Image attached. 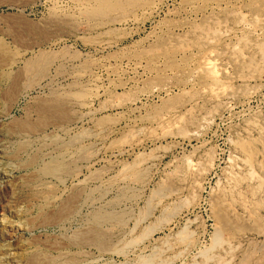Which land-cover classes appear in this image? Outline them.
I'll list each match as a JSON object with an SVG mask.
<instances>
[{
	"label": "rangeland",
	"instance_id": "1",
	"mask_svg": "<svg viewBox=\"0 0 264 264\" xmlns=\"http://www.w3.org/2000/svg\"><path fill=\"white\" fill-rule=\"evenodd\" d=\"M115 4L0 0V264H141L114 250L149 205L154 264H264V0ZM112 206L127 226L76 240Z\"/></svg>",
	"mask_w": 264,
	"mask_h": 264
},
{
	"label": "bare ground",
	"instance_id": "2",
	"mask_svg": "<svg viewBox=\"0 0 264 264\" xmlns=\"http://www.w3.org/2000/svg\"><path fill=\"white\" fill-rule=\"evenodd\" d=\"M121 0H96V2H97V4H98V6H105V7H113L114 5H116L115 3L116 2H120ZM12 17V16H11ZM20 17V16H19ZM13 18V17H12ZM18 18V17H17ZM24 18V17H23ZM28 19V18H27ZM14 21H16V20H14ZM20 21V20H19ZM22 21H24V20H22ZM26 21V20H25ZM29 21V20H28ZM31 22V21H30ZM18 23V22H17ZM20 23V22H19ZM22 23V22H21ZM15 25V24H14ZM21 26H26L27 25V22H25V23H22V24H20ZM18 26V25H17ZM14 28V27H13ZM16 29V28H15ZM28 29V28H27ZM34 29H36V28H34ZM25 30V29H24ZM30 30V29H29ZM28 32V31H27ZM32 64V63H31ZM34 64H35V62H34ZM34 64H33V66H34ZM36 64H38V63H36ZM29 66H30V63H29ZM209 67V66H208ZM31 68H32V66H31ZM36 68V67H35ZM15 69V68H14ZM29 69V68H28ZM137 102H138V100L137 99H134V98H129L128 100H126V102H124L120 107H117L118 108V110L117 111H119V109H124V108H133V107H136L137 106ZM106 110H112V108H108V107H106L105 108ZM80 116V115H79ZM120 129V127L118 126V127H111V128H105L104 130H103V132H105V130H106V132H107V134L108 135H114V134H116L117 133V131ZM71 139V138H70ZM77 139H79V138H77ZM58 141V140H57ZM63 141V140H62ZM66 141V140H65ZM59 142V141H58ZM75 143H76V141H75ZM58 144V143H57ZM70 144H72V143H70ZM69 145V144H68ZM77 145V144H76ZM79 145V144H78ZM77 145V146H78ZM58 146V145H57ZM61 146V145H60ZM67 146V145H66ZM75 147V146H74ZM61 148V147H60ZM67 148V147H66ZM61 149H63V148H61ZM84 149V148H83ZM20 150V149H19ZM59 151H61V150H59ZM76 151V150H75ZM78 152V151H77ZM81 153V152H80ZM66 154H67V152H66ZM70 154V153H69ZM68 154V155H69ZM79 154V153H78ZM67 155V156H68ZM71 156V155H70ZM51 157V156H50ZM89 157V153H87L86 151H82V153L79 155V160H83V159H87ZM59 159V158H58ZM66 159H67V157H66ZM71 159V158H70ZM77 159V158H76ZM53 160H54V158H53ZM69 161V160H68ZM70 162V161H69ZM77 162V161H76ZM75 163V162H74ZM73 163V164H74ZM76 164V163H75ZM74 164V165H75ZM73 165V166H74ZM69 168V165L66 163V162H64V161H52V163L49 165V166H45V168H44V170H43V172L42 173H46V174H51V175H53L54 177L55 176H57V177H55V178H57L58 179V177L60 176V179H61V181H62V179H64V178H61V177H63V176H61V174H63V172H66L67 170H69L68 169ZM75 168V167H74ZM72 169H73V167H72ZM131 169V168H130ZM80 170H81V168L80 167H78L77 168V171H76V169H75V171L79 174L80 173ZM136 170V169H135ZM74 171V172H75ZM8 172V171H7ZM67 173H69V171H67ZM141 173L142 172H139V171H137L136 172V175H134V176H136V177H140L141 176ZM66 174V173H65ZM93 174V173H92ZM133 174H134V172H133ZM132 174V175H133ZM69 175V174H68ZM76 175V174H75ZM4 176V175H3ZM9 176V175H8ZM30 176V175H29ZM40 176V175H39ZM49 176V175H48ZM252 176V175H251ZM98 178V173H96V174H93V175H91V176H88V177H85V179H77V182L75 183V186H77V187H82L81 185H83L84 183H89L90 184V182H92L94 179H97ZM100 178V177H99ZM25 179V178H24ZM103 179V178H102ZM37 180V179H36ZM59 180V179H58ZM33 181V180H32ZM60 181V180H59ZM34 182V181H33ZM27 183V182H26ZM35 183V182H34ZM24 185H25V183H24ZM34 185H36V184H34ZM33 185V186H34ZM45 185V184H44ZM64 185V184H63ZM99 185V184H98ZM29 186H30V184H29ZM28 186V187H29ZM42 187H46V185L45 186H43L42 185ZM48 187H50L49 185H47V187L46 188H48ZM51 187H53V186H51ZM85 187H87V186H85ZM93 187V186H92ZM25 188H27L26 186H25ZM32 188V187H31ZM109 188V187H108ZM128 188V187H127ZM20 189V188H19ZM33 189V188H32ZM91 189V188H90ZM124 190H125V188H123ZM132 189V188H131ZM22 190H23V188H22ZM35 190H37V187L35 188ZM73 190V189H72ZM83 191H84V189H82ZM88 190V189H87ZM86 190V191H87ZM94 190V189H93ZM96 190V189H95ZM127 190V189H126ZM19 191V190H18ZM21 191V190H20ZM27 191V190H26ZM33 191V190H32ZM46 191V190H45ZM49 191V190H48ZM52 191V190H51ZM75 191V190H74ZM81 191V190H80ZM28 192V191H27ZM26 192V193H27ZM30 192V191H29ZM38 192H40L39 190H38ZM43 192V191H42ZM78 192V191H77ZM119 192H121V191H119ZM25 193V192H24ZM49 192H46V194H48ZM53 193H54V191H53ZM71 193H73V192H71ZM82 193H84V192H82ZM82 193H79L78 192V195H81ZM122 193V192H121ZM128 193V192H127ZM70 194V193H69ZM77 193L75 192V195H76ZM86 194V193H85ZM90 194V193H89ZM158 194V193H157ZM36 195V194H35ZM39 195V194H38ZM40 195H42V194H40ZM105 195V194H104ZM53 196V195H52ZM55 196V195H54ZM92 195L90 194V197H91ZM32 197V196H31ZM36 197H37V195H36ZM74 197V196H73ZM106 197V196H105ZM120 197V196H119ZM155 197H156V195H155ZM154 197V198H155ZM158 197V196H157ZM53 198V197H52ZM56 198V197H55ZM77 198V197H76ZM154 198H152V199H154ZM51 199V198H50ZM114 199V198H113ZM122 199H123V197H122ZM156 199V198H155ZM49 200V199H48ZM63 200H64V198H63ZM68 200V199H67ZM120 199H118V201H119ZM103 201V200H102ZM49 202V201H48ZM47 202V203H48ZM57 202H59V201H57ZM63 202V201H62ZM46 203V202H45ZM51 203V205H52V202H50ZM71 203V202H70ZM114 203V202H113ZM122 203V202H121ZM151 203V202H150ZM149 203V204H150ZM49 204V203H48ZM80 204V203H79ZM108 204H110V203H108ZM120 204V203H119ZM119 204H118V206H119ZM148 204V205H149ZM83 205V204H82ZM88 205V204H87ZM107 205V204H106ZM112 205V204H111ZM110 205V206H111ZM121 205V204H120ZM147 205V204H146ZM63 206V205H62ZM80 206V205H79ZM78 205H77V207H79ZM107 206H109V205H107ZM117 206V207H118ZM127 206V205H126ZM213 206H214V204H213ZM46 207V206H45ZM49 207V206H48ZM83 207V206H82ZM101 207V206H100ZM116 207V206H115ZM150 207H151V205H149L147 208V210L139 217V218H136L135 220H133L132 222H133V224H132V227H130V232H128L129 233V235L131 236V237H129L130 239L128 240H124L125 241V245H124V247L122 248H120V249H116V250H114V252L116 253V255H120V256H123L124 257V260H125V258L129 255V253H132V255L133 254H137V251H139V253H138V257L140 258V263L141 264H154L156 261L153 259L154 257L153 256H155L156 254H154L153 252L150 254V255H148V254H145V253H143L140 249H141V247H143V245H144V243L146 242V241H150V239L155 235V233H156V231H157V226L155 225V223H153V222H150L149 221V219H150V217H151V210H150ZM215 207V206H214ZM122 208V207H121ZM217 208V207H216ZM61 209V208H60ZM102 209H104V208H102ZM153 209V208H152ZM96 210V209H95ZM133 210V209H132ZM128 211V210H127ZM217 211V210H216ZM246 211V210H245ZM91 213V212H90ZM130 213V212H129ZM129 213H127V212H125L124 211V209L123 210H117L116 208H113V206H112V208L110 207V208H108V209H104V210H97L95 213H93V215H92V218L90 219V223H89V225H88V227H86V229L84 230V231H81L80 233H79V235H77L75 238H76V240L77 241H81V242H87V243H90V245H96V244H99V245H104L105 243V240H104V242H102L103 241V238L106 236V235H109V229H110V227L112 226V225H117V224H123V225H125V226H127L128 225V223L132 220V218H131V214H129ZM141 213V212H140ZM218 213V212H217ZM220 213V212H219ZM222 213V212H221ZM173 214V213H172ZM223 214V213H222ZM68 216V215H67ZM71 216V215H70ZM214 216H216V215H214ZM218 216L221 218V220L222 221H225V218H223V217H225V215L222 217L221 216V214H218ZM66 217V216H65ZM64 217V218H65ZM90 217V216H89ZM62 218V217H61ZM63 218V219H64ZM69 218V217H68ZM228 219V218H227ZM218 221V220H217ZM85 222V221H84ZM257 223V222H256ZM84 224V223H83ZM229 224V223H228ZM223 225H226V224H223ZM257 225V224H256ZM5 226V225H4ZM9 226V225H8ZM7 226V227H8ZM121 226V225H120ZM130 226V225H129ZM124 227V226H123ZM141 227V229H139ZM259 227V226H258ZM1 228V227H0ZM10 228H13L14 229V227H11L10 226ZM83 228V227H82ZM128 228V227H127ZM3 229V228H2ZM9 229V228H8ZM7 229V230H8ZM13 229H10L11 231H13ZM84 229V228H83ZM82 229V230H83ZM115 229V228H114ZM118 229V228H117ZM129 229V228H128ZM126 230V229H125ZM220 230V229H219ZM253 230V229H252ZM123 231V230H122ZM138 231H140V232H138ZM254 231V230H253ZM3 232H5V231H3ZM8 232V231H7ZM6 232V233H7ZM114 232V231H113ZM121 232V231H120ZM126 232H127V230H126ZM0 233H2V232H0ZM124 233V232H123ZM3 234V233H2ZM77 234V233H76ZM75 234V235H76ZM115 234V233H114ZM120 234V233H119ZM182 234V236L183 237H186L185 236V234L184 233H181ZM80 235L82 236V237H80ZM124 235H126V233L124 234ZM72 236H74V235H72ZM113 236V235H112ZM117 236V235H116ZM180 237H181V235H179ZM218 236V235H217ZM71 237V236H70ZM69 237V238H70ZM216 237V236H215ZM117 238V237H116ZM123 238V237H122ZM124 239V238H123ZM116 240V239H115ZM119 240H121V239H119ZM180 240H181V238H180ZM69 241V240H68ZM74 241V240H73ZM72 241V242H73ZM76 241V242H77ZM108 241V240H107ZM106 241V242H107ZM110 241V240H109ZM113 241V240H112ZM117 242H119L118 240H116ZM116 241H114V242H116ZM121 241H123V240H121ZM120 241V242H121ZM215 241H217V240H215ZM71 242V241H70ZM116 242V243H117ZM217 242H219V241H217ZM111 243H113V242H111ZM115 243V244H116ZM72 244V243H71ZM109 244H110V242H109ZM166 244V243H165ZM107 245H108V242H107ZM80 246V245H79ZM76 247V246H75ZM80 248V247H79ZM105 248V247H104ZM119 248V247H118ZM131 250H130V249ZM58 249H60V248H58ZM101 249V248H100ZM153 249V248H152ZM104 250V249H103ZM63 250H61V252H62ZM65 251V250H64ZM67 251V250H66ZM81 251V250H80ZM69 252H70V250H69ZM76 252V251H75ZM74 252V253H75ZM59 253V252H58ZM66 253V252H65ZM71 253V252H70ZM69 253V254H70ZM105 253V252H104ZM149 253V252H148ZM251 253H253V252H251ZM61 254H63V253H61ZM73 254V253H72ZM81 254V253H80ZM135 254V255H136ZM157 254H158V252H157ZM38 255V254H37ZM68 254H65V256H67ZM74 255V254H73ZM76 255V254H75ZM78 255V254H77ZM83 255V254H82ZM94 255V254H93ZM35 256H36V254H35ZM62 256H64V255H62ZM86 256V255H85ZM157 256V255H156ZM39 257V256H38ZM44 257H46V256H44ZM61 257V256H60ZM122 257V258H123ZM136 257V256H135ZM33 258H34V256H33ZM36 258V257H35ZM34 258V259H35ZM54 258V257H53ZM62 258V257H61ZM121 258V257H120ZM157 258V257H156ZM39 259V258H38ZM37 259V260H38ZM48 259V258H47ZM46 259V260H47ZM50 259H51V261H45V262H43V264H56V263H54V262H52V257H50ZM55 259V258H54ZM60 259V258H59ZM66 259V258H65ZM84 259V258H83ZM133 259V258H132ZM210 259V258H209ZM31 260V259H30ZM37 260H32V263H34V264H42L41 262H38ZM45 260V259H44ZM56 260V259H55ZM86 260V259H85ZM122 260V259H121ZM133 260H135V259H133ZM41 261H43V259L41 260ZM89 261H90V259H89ZM128 261V260H127ZM126 261V262H127ZM131 261V260H130ZM137 261V260H136ZM155 261V262H154ZM67 262V261H66ZM65 262V263H66ZM75 262H77V261H75L74 259H71L69 262H67V264H75ZM82 262V261H81ZM64 262H63V264H65ZM80 263V262H79ZM91 263V262H90ZM121 263H122V261H121ZM127 263H129V262H127ZM82 264H84V262L82 263ZM89 264V263H88ZM122 264H124V263H122ZM130 264H132L131 262H130ZM135 264H138L137 262L135 263ZM245 264V263H244Z\"/></svg>",
	"mask_w": 264,
	"mask_h": 264
}]
</instances>
